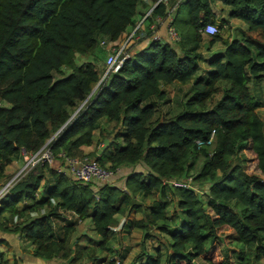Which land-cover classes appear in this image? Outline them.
<instances>
[{
	"label": "trees",
	"instance_id": "16d2710c",
	"mask_svg": "<svg viewBox=\"0 0 264 264\" xmlns=\"http://www.w3.org/2000/svg\"><path fill=\"white\" fill-rule=\"evenodd\" d=\"M217 1L246 30L222 39L227 23L212 10ZM142 2L0 0V185L8 177L7 166L22 158V151L36 153L49 139L61 164L60 155L78 160L94 156L112 173L137 163L147 170L130 172L123 190L108 183L94 187L93 181L73 179L65 168L39 162L0 199V232L23 238L32 257L45 261L111 264L117 256L121 264L129 250H114L111 240L118 215L134 211L142 217L127 219L121 230H141L143 248L128 264H194L197 259L261 264L264 122L256 109L264 101L251 95L249 85L264 77V0H161L145 21L171 11L179 40L150 39L132 53L134 45L126 44L128 57L100 81L107 52L101 41L113 44L132 29ZM207 22L219 32L205 35ZM150 23L146 37L152 34ZM203 42L209 47L221 42L223 51L198 74ZM96 50L104 60L101 66L78 63L89 55L101 60ZM176 81L189 84L183 110L161 113L163 102H169L163 87ZM95 131L98 144L109 140L100 155L98 147L84 150L97 145ZM246 150L254 154L259 175L247 172ZM193 180L209 185L206 202ZM135 193L152 200L138 202ZM84 221L98 239L85 245L78 237L71 242ZM225 238L231 249L223 248V259L213 262ZM149 239L164 250L157 245L148 252L144 245ZM97 250L110 258L96 256Z\"/></svg>",
	"mask_w": 264,
	"mask_h": 264
},
{
	"label": "rangeland",
	"instance_id": "374dc122",
	"mask_svg": "<svg viewBox=\"0 0 264 264\" xmlns=\"http://www.w3.org/2000/svg\"><path fill=\"white\" fill-rule=\"evenodd\" d=\"M212 9L219 16H221V14L223 15L226 13L223 18L228 17L229 12H230L229 7L224 6L219 1L212 4ZM232 23H233L232 25L226 26L225 28L222 29V31L220 33V36L222 39H230V37L231 38L236 37L238 35V31H239L238 29L246 30V26L241 21L234 19V20H232ZM145 25H147V24H145ZM129 34L130 33H127V35H129ZM110 47H111V43H107V45L104 48L107 50ZM116 48H118V47H115L114 49H116ZM221 50L223 51V45L221 42H217L210 47L205 42H203L201 44L200 49H199V54L201 55V60L199 61L200 66H199L198 74H201L204 70L208 69L207 61L209 60V58H212V56L220 53ZM96 53L98 55L101 54V52L99 50H96ZM99 57L101 58V60L98 61V59L95 60L91 55H89L86 59L85 58L82 60L79 59L78 63H83V64L85 63L84 65H86V63H88L89 61H91V62L93 61L97 65L101 66L103 64L104 60L102 58V55H99ZM188 85L189 84L183 85V84L178 83L176 81V82L172 83L171 85H165V87H163L167 90V97L166 98H167V100L169 99V102L168 103L163 102V104L161 105V109H162L161 113L162 112L163 113L169 112L170 114L175 115V114H177L183 110V104L188 97L187 94H185L188 91ZM249 89H250L251 95L255 99H260V100L264 101V77L261 80L255 82L254 84L251 83L249 85ZM218 96H220V94L217 95L216 97H218ZM256 111L259 114L260 118L264 122V107H258L256 109ZM103 123H104V121L101 122L102 125H103ZM95 137L96 138H95L94 142L97 143V142L101 141V138L99 137L98 133ZM101 145L102 144L97 143L96 146H92V149L93 148L95 149V147H98V149H99V147ZM244 155L247 158V161L245 162L247 172L256 173L259 175V171L256 168V162L254 160V154L250 150H246V151H244ZM93 158H94V156H91L89 159L93 160ZM23 165H24V163H21L20 166L22 167ZM50 165H51V167H53L55 169H64L65 168L64 164H61L60 160L59 161L53 160L50 163ZM120 168H124V167H120ZM125 168H126V166H125ZM129 168H131V167H129ZM132 168L136 169L137 170L136 172H141L142 169H144V172H142V173L146 174V172H147L146 167L144 166L143 163H137ZM18 170H20V169H17L15 172L14 171L13 172L16 173V172H18ZM128 170L126 169V170H124V172H126ZM122 173H123V170L117 169L115 173H111L106 178H99V179L96 178L92 184L94 185V187H99L101 185L108 183L111 185L118 186L121 189L125 190L126 187L124 186V182H125L126 177L122 178V176H120ZM13 174L10 173L8 175V177H6V179L3 181L2 184H4L7 180H9L10 177L13 176ZM190 175H191V172H190ZM192 184L195 186L194 189L198 190L197 193H198L200 199H202L203 202H206V200H207L206 193L208 191L209 185L208 184H202L201 185V184L197 183L195 180H193ZM134 198L136 201H138V202L140 201L143 204H147L148 202H150L152 200V199H142L141 195L139 193H135ZM171 211H173V209H171ZM33 215H35V214H32L31 216H33ZM118 217H119L120 223L117 227L116 234L114 233V237L111 240V243L113 244L114 250H116V249H121V250L123 249L124 251L129 250V254L127 256V259H125L121 262V264H128L133 259V257L137 253H139L141 251V249L143 248V246H142V239H143L142 234H143V232L141 230L139 231L138 229H135V230H132V232L130 234H126L125 232H123L121 230L122 223H125L127 221V219H132V218L139 219L142 217V214L134 212V211H130L128 214L118 215ZM20 221H22V220H17V222H20ZM82 233H85L83 237H81ZM218 233L224 236V234H226L227 231L226 230H219ZM222 233H224V234H222ZM15 235L16 234H14V236ZM77 237L79 239L81 238L80 244H82V245L88 244L89 239L90 240L91 239H95V240L98 239L96 234L93 232L89 221L81 222L75 228V232L71 237V242H73ZM19 241L20 240L18 239L17 244H13L11 246L9 244L0 245V250L4 251V256L0 258L1 264H15V263H17V264H33L32 260H34V258L32 259L31 257L23 254L24 252H27V250L24 249V246L22 245L23 243L19 242ZM227 241H228V239L225 238L223 241V244L218 245L216 247V250H215L213 258H212L213 262H219V261H221V259H223V253H222L223 248L231 249L227 245ZM157 245L158 244L155 240L152 241L151 239H149L145 243L144 247L148 252H152L153 251L152 247H156ZM20 247L23 249H21ZM159 247L162 250H164L163 246L162 247L159 246ZM96 256L107 257V260L110 258L109 253L107 254L105 252H101L100 250L96 251ZM5 259H6V261H5ZM28 260H31V261H28ZM118 260H119V258L116 256L114 259V263H111V264H117L116 262ZM38 261H39V263H35V261H34V264H45V263L46 264H64V263H62L61 260H58V259H53V260H50L47 262L42 261V260H38ZM74 264H91V263L89 261H85V262L79 261V262L74 263ZM105 264H107V263H105ZM194 264H207V262H205L202 259H197ZM261 264H264V261H262Z\"/></svg>",
	"mask_w": 264,
	"mask_h": 264
},
{
	"label": "built area",
	"instance_id": "2783aa9c",
	"mask_svg": "<svg viewBox=\"0 0 264 264\" xmlns=\"http://www.w3.org/2000/svg\"><path fill=\"white\" fill-rule=\"evenodd\" d=\"M160 1L161 0H157L156 5ZM152 9L148 10L147 13L144 15L143 17L144 20L152 16L151 15ZM165 18H168L169 20L166 24L165 34L162 35L160 32H158V29H159V25L164 21ZM165 18L160 16H155L152 22L151 23L149 22L150 23L149 30L152 32L150 39L155 41L162 39L169 43L177 42L180 36L177 30L172 25L173 13L169 11L168 15ZM138 29L139 27L136 26L135 30L132 33H130L121 44H118L117 41L111 44L110 49L107 50V55L104 61V72L102 74L100 81L104 80L108 75L118 71L124 59L128 57V55L125 53L126 44L130 42V40L134 37L135 32L138 31ZM202 30L205 35H209V36L215 35L216 33L219 32L217 25L214 23H206ZM101 45L105 47L107 43L101 41ZM115 47L118 48L114 49ZM212 137H213V133L211 134L210 139L207 141V143L211 142ZM49 142L50 139L36 153L26 154L24 153V151H22L24 157V165L20 168V170H18V172H16L12 177H10L9 180H7L4 184L0 186V199L10 191V189L14 186V184L25 174V172L30 167L34 166L35 164H38L39 162L40 163L47 162L50 164L53 160H55V156L48 146ZM198 144L201 145L202 143L198 142ZM60 156L63 159V164L65 166L66 171L69 174H71L76 180L82 182L94 181L96 178L97 179L106 178L112 173L110 171H106L102 169L99 166V164L94 160H90L86 158L83 160H78L74 158L64 157L63 155ZM174 184L179 187L183 186L182 183H174ZM116 263L118 264V261Z\"/></svg>",
	"mask_w": 264,
	"mask_h": 264
},
{
	"label": "crops",
	"instance_id": "0c3cea01",
	"mask_svg": "<svg viewBox=\"0 0 264 264\" xmlns=\"http://www.w3.org/2000/svg\"><path fill=\"white\" fill-rule=\"evenodd\" d=\"M156 1L157 0H143V2L138 6L137 14L133 18V21H134V25L135 26L132 27V29L129 28L127 30V32L122 35V38L119 41H117L118 44H121L126 39V37L128 36L127 33H132L135 30V27L138 26L139 27L138 31L135 32L134 37L129 42L130 43L129 46L132 45V44L134 45V47L131 50V53L135 49H142V48H144L148 44V42H149V40L151 38V37H146L145 34H144L145 32H142V31H145L146 30V26L147 25H145V24H148L149 23L148 21H145L143 17L147 13L148 10L152 9L156 5ZM213 12H214L215 16L218 19H224L225 20V22L227 23L225 25V27L233 24L232 23V20H234L235 18H232L229 15H228V17L223 18L226 13L223 14V15L221 14V16H219L214 10H213ZM168 20H169L168 18H165L164 21L159 25L158 32H160L162 35L165 34V28H166V24H167ZM236 20H238V19H236ZM207 23H211V22H207ZM238 30H241V29H238ZM139 38H142V41L141 42H138V39ZM232 38H234V37H232ZM232 38L230 37V39H232ZM109 49H107V50H109ZM103 55H104V59H105L106 58V55H107V52H106V55L105 54H103ZM91 56L94 58V55H91ZM103 126H106L105 123L103 124ZM97 133H98L97 131L94 132V140L96 138L95 136L97 135ZM84 150L90 151V150H92V146L91 147H84ZM21 163H24V157L23 156H22V158L19 157L17 160H14L10 165L7 166V168H6V174L7 175H9L10 173L13 174L17 169H20L21 168V166H20ZM132 167H134V166H131V168H129L128 166H126V168L125 167L124 168H118V170H123V173L125 174L124 175L122 173L120 176H122V178H125L130 172L137 171L136 169H133ZM126 169L127 170L129 169V170L126 171V172H124V170H126ZM141 172H144V169H142ZM69 175H71V174H69ZM84 222H86V221H84ZM133 230H135V229H133ZM116 231H117V228H116ZM131 232H132V230H131ZM0 239H3L4 242H6V244H9L10 246L13 245V244H17L18 239H19L20 240L19 242H22L23 243L22 245L24 246V249L27 250V252H24L23 254L26 255V256L31 257L32 259L34 258V257H32V255L29 252V250L31 251L30 245L27 243V241H25L23 238L19 237L18 235H15L14 236V234H12V233H2L1 234V232H0ZM21 249H23V248H21ZM38 260H42V259H40V258H34V260H32V263L34 264V261H35V263H39ZM28 261H31V260H28ZM42 261H45V260H42ZM61 261H62V263L65 264V261H63V260H61Z\"/></svg>",
	"mask_w": 264,
	"mask_h": 264
},
{
	"label": "water",
	"instance_id": "95a60500",
	"mask_svg": "<svg viewBox=\"0 0 264 264\" xmlns=\"http://www.w3.org/2000/svg\"><path fill=\"white\" fill-rule=\"evenodd\" d=\"M108 143H109V140L107 138H105L103 140L102 145L99 147V149L97 151V155H100L102 153V151L107 147Z\"/></svg>",
	"mask_w": 264,
	"mask_h": 264
}]
</instances>
